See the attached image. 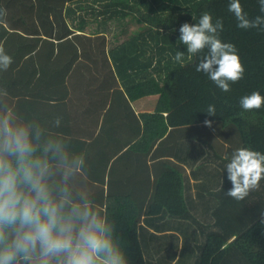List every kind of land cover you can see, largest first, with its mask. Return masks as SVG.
I'll return each mask as SVG.
<instances>
[{
	"label": "trees",
	"instance_id": "1",
	"mask_svg": "<svg viewBox=\"0 0 264 264\" xmlns=\"http://www.w3.org/2000/svg\"><path fill=\"white\" fill-rule=\"evenodd\" d=\"M240 2L250 19L264 15L258 0ZM228 3L229 0H0V9L7 13L0 18V44L13 60L12 71H5L7 74L20 70L23 59L24 67H34L36 72L42 68L61 70L66 76L65 72L73 68L69 77L88 86L95 99L114 98V104L120 103L125 112L120 121L125 124L124 130L139 135L127 142L130 146L124 156L130 160L134 154L141 171L147 169V186L142 179V186L126 189L133 182L124 180L127 192L108 187V193L96 204L115 225L129 264H150L149 244L140 239L143 217L159 216L165 210L169 217H191L185 196V167L175 159L180 139L196 138L205 145L208 156L202 162L213 160V155L220 158L222 153L225 156L221 158L228 161L238 148L264 153V107L245 111L239 104L241 97L254 91L264 95V31L237 27ZM204 12L212 15L213 22L223 20L220 39L235 45L245 68L243 78L230 83L229 92L221 91L206 74L195 70L203 54L190 58L187 47L179 43L180 26L185 22L195 24ZM177 51L185 53L183 64L172 59ZM13 79L10 82L15 84ZM31 95L38 96L35 92ZM149 95L157 97L154 110L138 116L131 101ZM210 104L215 106V116L205 112ZM18 109L19 106L15 112L21 119L40 123L35 110ZM206 119L212 121L211 127L204 124ZM111 159H98L103 166L98 175L102 183ZM224 169L227 174L225 166ZM86 178L83 186L87 187ZM256 213L247 226L241 221L236 225L237 220L231 224L230 228L239 229L230 242L219 230L210 231L191 218L205 233L196 264H264V207ZM218 226L223 230L226 225Z\"/></svg>",
	"mask_w": 264,
	"mask_h": 264
},
{
	"label": "clouds",
	"instance_id": "2",
	"mask_svg": "<svg viewBox=\"0 0 264 264\" xmlns=\"http://www.w3.org/2000/svg\"><path fill=\"white\" fill-rule=\"evenodd\" d=\"M258 3L264 13V0ZM228 11L237 27L264 31V15L250 19L240 0H229ZM6 14L0 9V18ZM223 30L222 19L213 22L204 12L195 24L180 26L179 43L187 47L190 58L203 54L195 70L229 92L230 83L242 79L245 68L235 45L220 39ZM184 54L177 51L173 61L183 64ZM12 62L0 44V71H7ZM7 96L0 90V264H129L115 225L83 186L86 154L71 151L65 137L38 121L21 119ZM239 104L245 111L259 110L264 95L254 91ZM205 112L217 114L211 104ZM60 123L57 117L54 127ZM204 124L211 127L212 121ZM225 168L232 183L225 195L243 201L264 179V153L238 148Z\"/></svg>",
	"mask_w": 264,
	"mask_h": 264
},
{
	"label": "crops",
	"instance_id": "3",
	"mask_svg": "<svg viewBox=\"0 0 264 264\" xmlns=\"http://www.w3.org/2000/svg\"><path fill=\"white\" fill-rule=\"evenodd\" d=\"M25 64L23 59L21 69L13 70L15 72L11 75L3 71L0 90L7 91L6 99L14 110L19 106L20 112L27 108L28 111H34L33 105L36 104L38 108L35 110V116L41 117L40 123L53 134L65 137L69 141L71 151L86 154L88 180L86 178L85 183L95 203L98 205V198L108 193V187L115 192H127L128 190H124V183L128 180L133 184L129 183L126 189L142 186V179L145 180L146 187L147 169L141 171V164L136 163L134 154H131L130 160L128 156H124L130 146L127 142L139 135L135 136L134 131L129 133L124 130L125 124L120 122L125 115L123 106L116 101L114 104V98L111 97H91L88 86L77 84L72 80V76L69 77L73 68L69 72L66 71L67 75L64 76V71L61 70L53 72L43 68L41 70L39 67L41 71L36 72L34 67L25 68ZM11 68L12 64L7 71H12ZM12 77L16 80L15 84L10 82L14 80ZM11 90L19 91V94L12 95ZM34 92L38 94L37 97L29 96ZM148 97L131 101L138 116L141 112L154 110L156 101L151 103ZM57 117L61 119V123L59 127H54L53 122ZM177 148L180 151L175 159L185 167V196L191 217H169L165 210L159 216L142 218L140 239L149 244V253L147 255L146 251V255L150 264H196V257L200 254L198 246L204 244L205 233L191 218L207 226L210 231L219 230L230 242L235 238L236 229H239L230 228L233 223L231 219L240 214L242 225L247 226L253 215L264 207V179L260 181L258 190L251 191L243 201H237L225 195L232 188V183L224 167H220L215 159L202 162L208 156V149L201 141L196 138L180 139ZM110 157L112 159L109 161L105 182L102 183V177L98 175L102 173L103 166H100L98 159L106 160ZM220 159L218 157L219 161ZM223 163L225 162L222 161ZM100 184H103L104 188L99 187ZM222 223L226 225L223 230L218 226ZM183 245L186 260L181 259L178 262ZM163 249H170V254L167 252L169 258L162 253Z\"/></svg>",
	"mask_w": 264,
	"mask_h": 264
},
{
	"label": "rangeland",
	"instance_id": "4",
	"mask_svg": "<svg viewBox=\"0 0 264 264\" xmlns=\"http://www.w3.org/2000/svg\"><path fill=\"white\" fill-rule=\"evenodd\" d=\"M88 31H91V30H88ZM148 97V96H147ZM148 99L150 100V102L151 103H153V102H155L156 101V99H157V97L155 96V95H150L149 97H148ZM216 150H219V149H216ZM222 156H225V153H222V155L220 156V158L222 157ZM215 159L216 160V162L218 163V164H220V167H224L227 163H228V161H226L225 159H220V161L218 160V157L217 156H212V159ZM202 160V158L200 159V161ZM222 161H224L225 163H223L222 164ZM222 167V168H223ZM206 176V175H205ZM232 220V222L233 223H235L236 222V220L238 221L237 222V224L236 225H238L239 223H240V221H242L241 220V215L240 214H238L237 215V217H235L234 219H231ZM146 232H148V231H146ZM189 232H190V230H189ZM149 233V232H148ZM150 234V233H149ZM150 236H151V234H150ZM167 252H169V254H170V249H163L162 250V253L163 254H165V255H168V257L167 256H165V257H167V258H169V254L167 253ZM186 250L184 249V245H183V247H182V249H181V256L179 257V261L178 262H180V260L182 259V260H186ZM232 257V256H231ZM169 262V261H168ZM177 264V263H176Z\"/></svg>",
	"mask_w": 264,
	"mask_h": 264
}]
</instances>
